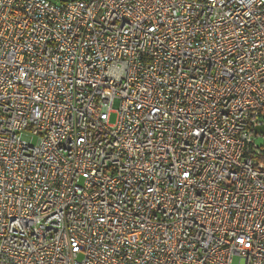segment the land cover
<instances>
[{
  "label": "built area",
  "instance_id": "obj_1",
  "mask_svg": "<svg viewBox=\"0 0 264 264\" xmlns=\"http://www.w3.org/2000/svg\"><path fill=\"white\" fill-rule=\"evenodd\" d=\"M236 259L264 264V0H0V264Z\"/></svg>",
  "mask_w": 264,
  "mask_h": 264
},
{
  "label": "rangeland",
  "instance_id": "obj_2",
  "mask_svg": "<svg viewBox=\"0 0 264 264\" xmlns=\"http://www.w3.org/2000/svg\"><path fill=\"white\" fill-rule=\"evenodd\" d=\"M55 1H57L58 3H61L62 2V0H55ZM116 119H117V116H116V114H113L112 116H111V123H114L115 121H116ZM82 258V257H81ZM238 259H236V262H235V264H238Z\"/></svg>",
  "mask_w": 264,
  "mask_h": 264
},
{
  "label": "water",
  "instance_id": "obj_3",
  "mask_svg": "<svg viewBox=\"0 0 264 264\" xmlns=\"http://www.w3.org/2000/svg\"><path fill=\"white\" fill-rule=\"evenodd\" d=\"M257 131H261V129H258Z\"/></svg>",
  "mask_w": 264,
  "mask_h": 264
},
{
  "label": "snow or ice",
  "instance_id": "obj_4",
  "mask_svg": "<svg viewBox=\"0 0 264 264\" xmlns=\"http://www.w3.org/2000/svg\"><path fill=\"white\" fill-rule=\"evenodd\" d=\"M241 243H243V241H241Z\"/></svg>",
  "mask_w": 264,
  "mask_h": 264
}]
</instances>
